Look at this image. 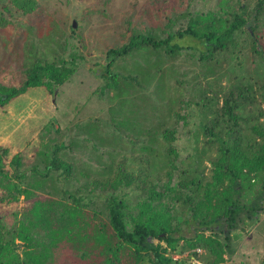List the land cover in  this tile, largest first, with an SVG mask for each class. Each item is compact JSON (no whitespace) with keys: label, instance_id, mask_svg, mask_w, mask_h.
I'll return each mask as SVG.
<instances>
[{"label":"trees","instance_id":"1","mask_svg":"<svg viewBox=\"0 0 264 264\" xmlns=\"http://www.w3.org/2000/svg\"><path fill=\"white\" fill-rule=\"evenodd\" d=\"M0 3V31L25 29L13 44L20 58L17 81L0 79V107L33 87L55 93L79 69L78 56L66 54L69 45L60 42L52 23L38 35L31 24L16 21L18 15L37 21V0ZM180 3L185 9L174 6L165 21L158 6L148 12L151 25L134 28L126 43L109 48L99 73L103 89L117 100L138 97L152 82L158 90L169 86L172 123L146 134L141 126L130 130L139 168L112 159L94 166L95 174L68 156L65 142L46 145L31 162L20 153L7 162L8 151L0 147V264H171L181 240L191 258L230 264L226 244L205 231L238 228L263 207L264 0ZM186 38L204 50L191 52L195 46L185 45ZM54 43L56 55L41 51ZM183 56L200 69L185 81L195 85L197 99L183 90L175 69ZM210 75L213 95L197 82ZM182 135L193 144L183 157ZM131 188L142 195L130 196ZM22 196V210L9 214L1 207ZM185 225L202 232L186 236Z\"/></svg>","mask_w":264,"mask_h":264},{"label":"rangeland","instance_id":"2","mask_svg":"<svg viewBox=\"0 0 264 264\" xmlns=\"http://www.w3.org/2000/svg\"><path fill=\"white\" fill-rule=\"evenodd\" d=\"M37 1L41 11L36 16L37 21L20 15L16 17V21L31 24L34 33L38 35L40 29L43 28L45 33V29L52 23L60 42L64 41L69 45L66 54L75 53L80 66L73 77L55 93L50 94L42 86L33 87L0 107V147L8 151L7 162L15 153L22 154L31 162L37 151L46 145L65 142L68 156L76 157V163L80 166L87 168L90 165L93 173L96 169L94 166L99 165L100 161L101 165H105L103 163L109 164L112 159L117 162L126 161L129 167L139 168V154L133 151L129 141V138H135L130 130L141 126V132L146 134L153 129L155 132L159 131L163 125L172 123L173 117L169 110L172 103L168 100L169 86L167 89L158 90L155 82H152L144 91H137L138 97L132 94L130 96L133 97L117 100L113 91L103 89V79L99 73L102 64L106 62L109 48L126 43L134 28L146 31L151 25L148 12L153 11L155 6L159 7L160 17L164 20V15L170 13L174 6L185 9L187 4H181L180 0ZM205 7V2L201 1L199 8L203 10ZM158 24L160 23L156 25ZM21 29L23 27L17 29L19 32L0 31V79L10 83L17 81L16 65L20 58L16 57L13 44ZM182 42L195 46V49L190 50L196 54L204 50V46L193 38H186ZM41 51L56 55L60 48L54 43L43 46ZM175 65L183 80V90L191 95L195 92L194 99H197L199 92L192 90L195 85L185 82L199 74L200 69L196 62L183 56L176 60ZM185 71L188 74L181 73ZM213 77L214 75H210L207 80L198 76L197 79L201 91L208 95L215 93L207 86V82ZM226 82L227 79L223 78L222 84ZM162 97L163 99H158ZM118 121L123 123L118 124ZM181 123L183 122L180 121ZM198 123L196 120V124ZM115 137L120 139L117 143ZM71 142H75L72 147ZM178 142L182 157L183 152H192L193 144L188 136H180ZM203 165L208 172L207 157H204ZM137 190L131 188L130 196L142 195ZM24 205L22 196L17 204L5 203L1 207L10 214L12 209L22 210ZM198 231L202 232L185 225L183 233L192 236ZM205 234L216 236L226 244L225 257L228 263L264 264V202L262 210L256 216L245 219L238 228L228 232L226 228H216L205 231ZM185 242L186 240H181L176 250L172 251L174 262L171 264H206L201 258L188 256L189 250H183L180 246ZM198 251L203 253L202 249Z\"/></svg>","mask_w":264,"mask_h":264}]
</instances>
